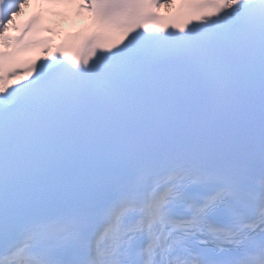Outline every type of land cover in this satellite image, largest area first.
Segmentation results:
<instances>
[{"label": "snow or ice", "instance_id": "snow-or-ice-1", "mask_svg": "<svg viewBox=\"0 0 264 264\" xmlns=\"http://www.w3.org/2000/svg\"><path fill=\"white\" fill-rule=\"evenodd\" d=\"M0 264H264V0H0Z\"/></svg>", "mask_w": 264, "mask_h": 264}]
</instances>
